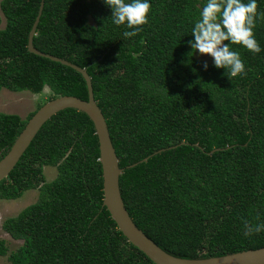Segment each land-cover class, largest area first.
Segmentation results:
<instances>
[{
	"label": "trees",
	"instance_id": "1",
	"mask_svg": "<svg viewBox=\"0 0 264 264\" xmlns=\"http://www.w3.org/2000/svg\"><path fill=\"white\" fill-rule=\"evenodd\" d=\"M206 2L149 0V22L125 39L129 29L112 23L104 0H45L34 37L41 52L88 71L124 169L120 189L130 216L183 259L264 247V232L246 236L242 222L264 224V0H256L254 29L261 52L230 45L246 71L234 78L214 62L205 70L189 46ZM40 3H0V93L51 91L25 120L0 113V160L45 103L89 98L80 73L28 51ZM47 166L57 169L51 182ZM30 190H39L38 200L2 224L23 241L10 252L0 239L9 264H155L103 207L99 140L85 113L66 109L42 127L0 183V200Z\"/></svg>",
	"mask_w": 264,
	"mask_h": 264
},
{
	"label": "water",
	"instance_id": "2",
	"mask_svg": "<svg viewBox=\"0 0 264 264\" xmlns=\"http://www.w3.org/2000/svg\"><path fill=\"white\" fill-rule=\"evenodd\" d=\"M45 0H41L38 15L28 38V51L54 62L61 63L80 73L86 81L89 98L82 100L75 96H60L45 103L27 122L25 128L9 150L0 160V183L9 177L23 155L30 147L42 127L55 115L66 109H76L85 113L93 122L99 140L100 162L103 169L104 201L118 229L128 241L143 252L155 264H264V247L247 250L224 256L183 259L169 254L153 242L138 226L128 212L120 189V177L124 169L120 168V160L114 148L107 120L99 107L93 89L92 79L88 71L65 59L46 54L34 46V37L44 10ZM172 148H169L170 150ZM218 150V149H216ZM216 150L212 151L215 152ZM165 150H161V153ZM157 154V153H156ZM148 158L142 162H146ZM137 164L129 166L133 168Z\"/></svg>",
	"mask_w": 264,
	"mask_h": 264
},
{
	"label": "clouds",
	"instance_id": "3",
	"mask_svg": "<svg viewBox=\"0 0 264 264\" xmlns=\"http://www.w3.org/2000/svg\"><path fill=\"white\" fill-rule=\"evenodd\" d=\"M112 10V23L127 29L125 39L139 34L149 20V0H104ZM258 4L256 0H207L192 28L194 41L189 42L193 53L208 55L217 69L228 70L230 77L245 75V66L238 51L230 45L242 46L253 54H259L261 47L255 38ZM264 15V14H261ZM228 42V43H225ZM192 54V53H190ZM189 54V55H190ZM205 70L208 65L203 64ZM244 234L251 236L264 232V224L243 219Z\"/></svg>",
	"mask_w": 264,
	"mask_h": 264
},
{
	"label": "rangeland",
	"instance_id": "4",
	"mask_svg": "<svg viewBox=\"0 0 264 264\" xmlns=\"http://www.w3.org/2000/svg\"><path fill=\"white\" fill-rule=\"evenodd\" d=\"M2 0H0L1 3ZM1 14V11H0ZM5 27L3 20L1 28ZM196 57L202 61L213 63V59L208 55H201L196 52ZM49 88H45L42 94H33L30 91L12 92L4 89L0 93V113L14 114L20 116L22 119H27L33 113L38 105L46 100L50 95ZM44 173L48 182L53 181L57 177V169L47 166ZM39 197V190H30L18 200L3 201L0 200V239L7 242L10 252L19 248L23 241L13 239L3 228V222L11 217L17 216L24 208L35 203ZM0 264H9L7 257H0Z\"/></svg>",
	"mask_w": 264,
	"mask_h": 264
}]
</instances>
